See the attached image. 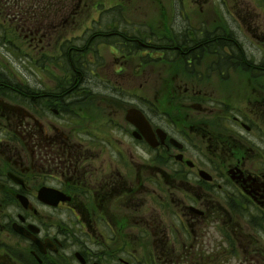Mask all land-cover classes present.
Wrapping results in <instances>:
<instances>
[{"label": "flooded vegetation", "instance_id": "flooded-vegetation-1", "mask_svg": "<svg viewBox=\"0 0 264 264\" xmlns=\"http://www.w3.org/2000/svg\"><path fill=\"white\" fill-rule=\"evenodd\" d=\"M88 4L0 0V47L38 58L31 81L0 64V264H264V0H201L148 29L131 100L45 60L32 22Z\"/></svg>", "mask_w": 264, "mask_h": 264}, {"label": "rangeland", "instance_id": "rangeland-1", "mask_svg": "<svg viewBox=\"0 0 264 264\" xmlns=\"http://www.w3.org/2000/svg\"><path fill=\"white\" fill-rule=\"evenodd\" d=\"M101 0H97V2H100ZM116 0H105L106 8L111 6ZM176 2H179L180 0H175ZM182 2L179 3V9H182V3L188 8L187 12H192V3H197L201 0H181ZM103 2V1H101ZM124 2L123 7L125 8V13L130 18L131 22H135L137 25H145V24H152V22H148V20L151 17L154 18H169L171 13L174 14V3L173 0H122ZM95 4V3H92ZM206 7V5H205ZM198 11V10H197ZM94 10H92V19H96L97 15L95 14ZM156 15H152V14ZM102 17V16H101ZM104 19L103 23L108 21L107 19L110 18L107 14L102 17ZM136 18V20H135ZM84 24L83 28L86 26H89L90 22ZM98 20L97 22H99ZM61 23V22H60ZM59 22H56L57 25L60 24ZM78 26V20L77 21H65L62 22V26H65L68 28L69 25L76 24ZM165 23L160 24L163 26ZM92 30H89V33H91ZM80 34V31H77L75 33H71L67 36L69 37H75ZM12 38V36H11ZM17 37L12 38V43L9 47H0V64L3 67L4 71L7 72V75L10 77L11 80L18 81V78L24 79L29 78V81H31L33 77H30L33 74V71L35 68L32 65L28 64L30 56L36 57L35 54H32V51H30L24 43H21L17 40ZM1 46V44H0ZM47 54V53H46ZM45 54V60H47L48 56ZM118 55L115 54V50L107 47H102L101 56L103 57L101 59L102 65L96 66L92 71L93 73H88L86 76L95 78V82H98V76L102 75L104 78L108 79L111 83L109 84V91L112 92H118L127 94L134 93L136 90H141V93L148 92L146 90V78L149 76L150 66H147L145 69L144 74L141 75V78L138 77L136 80H134L133 76H130L128 71H126L130 67H126L122 69L125 66H132L131 62H125L122 66V61L120 59V53ZM50 56H58V51L55 53L48 54ZM119 57V58H118ZM37 58V57H36ZM38 59V58H37ZM151 69V68H150ZM59 79L66 80L67 73H65L63 70L57 74ZM92 78V79H93Z\"/></svg>", "mask_w": 264, "mask_h": 264}, {"label": "trees", "instance_id": "trees-1", "mask_svg": "<svg viewBox=\"0 0 264 264\" xmlns=\"http://www.w3.org/2000/svg\"><path fill=\"white\" fill-rule=\"evenodd\" d=\"M108 12H110V15H115L109 24H107L105 26V29L107 30H122L121 32H119V34H109L108 36H98V35H93L90 39L91 40H86L84 41V43H82L81 45H87V47L89 49L92 50V52L96 55V48H95V44H97L98 42L104 40V41H109L111 43H115L118 46V49L123 52L122 46L125 47L127 50L128 54H133L136 53V42L132 41L131 39L136 38V27H134L133 25H129V24H124L123 22V26H120L117 24V22H122L118 20V14H120L119 12H123L122 10V6L121 5H116L111 7ZM110 20V19H109ZM35 24V27H38L37 25L43 26V27H48L50 26L49 24H40L38 22H32ZM51 32V31H50ZM54 38H58V39H62L63 35H61V33H56L54 36H50V39ZM66 46L69 48L71 46V44H69L68 42H65ZM88 44H91V46H88ZM71 48V47H70ZM85 49V48H84ZM69 49L67 50V52L65 53L64 56V62L66 61L67 66L70 67V63H73L76 66L77 71L79 72H84L83 71V64L85 63V61H87L86 59V55L88 54V50H79V48H75V52H73L74 50H71V53L68 52ZM78 75V74H76ZM14 86L16 84H13ZM19 85V84H17Z\"/></svg>", "mask_w": 264, "mask_h": 264}, {"label": "water", "instance_id": "water-1", "mask_svg": "<svg viewBox=\"0 0 264 264\" xmlns=\"http://www.w3.org/2000/svg\"><path fill=\"white\" fill-rule=\"evenodd\" d=\"M127 119H129L131 122H133L134 124H136V113L132 110H130L127 114Z\"/></svg>", "mask_w": 264, "mask_h": 264}]
</instances>
